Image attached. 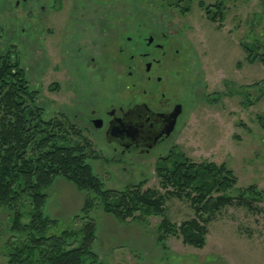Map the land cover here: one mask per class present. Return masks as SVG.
<instances>
[{
	"label": "rangeland",
	"instance_id": "1",
	"mask_svg": "<svg viewBox=\"0 0 264 264\" xmlns=\"http://www.w3.org/2000/svg\"><path fill=\"white\" fill-rule=\"evenodd\" d=\"M7 1L0 0V53L17 58L30 90L37 91L35 104L44 118H62L79 132L72 138L87 145L85 161L104 188L121 190L142 182V189L163 194L167 220L178 226L191 219L190 200L166 195L156 175L158 159L175 146L193 161L224 162L236 178L230 195L249 185L260 193L251 208L224 205L208 214L202 247L184 243L179 234L166 235L159 243L161 216L119 221L96 204L87 216L95 224L91 250L97 264H264V127L257 118L264 115V94L248 107L241 105V95H228L260 81L246 89L254 99L257 88L264 86V65L247 63L240 45L256 44L264 52V0H223L220 27L206 18L199 0H191L184 12L189 0H79L71 29L62 28L68 19L65 5L45 21L37 8L29 13L25 6L16 8ZM105 13L107 21L97 23ZM150 31L169 35L161 74L183 103V112L165 142L146 153L123 152L92 126L90 110L103 108L106 100L108 105L126 98L124 83L133 77L128 71L135 73L128 64L138 66V48ZM44 192L42 213L55 221L47 234L78 231L86 220L84 200L93 193L62 175ZM28 220L24 215L22 223ZM23 237L11 230L10 213L0 208V264H6L7 244Z\"/></svg>",
	"mask_w": 264,
	"mask_h": 264
},
{
	"label": "trees",
	"instance_id": "2",
	"mask_svg": "<svg viewBox=\"0 0 264 264\" xmlns=\"http://www.w3.org/2000/svg\"><path fill=\"white\" fill-rule=\"evenodd\" d=\"M190 3L191 0L183 12L189 10ZM198 6L204 9L209 21L222 25L223 0L208 5L199 0ZM240 45L247 63L258 61L264 65V52L258 45L245 42ZM259 84L260 81L240 86L228 95H241V105L248 107L262 97L264 86L257 88L254 99L246 89ZM36 97L37 91L30 90L17 58L8 52L0 53V208L10 213L11 230L24 234L20 242L7 244L6 264H97V255L91 250L95 224L87 216L96 204L119 221L161 216L159 243L166 235L179 234L184 243L202 247L208 214L224 205L251 208V203L260 199L253 185L237 195L227 192L236 178L224 162L193 161L173 146L155 164L156 175L166 195L189 199L194 208L191 219L175 226L164 217L163 194L156 189H142V182L121 190L104 188L85 161L87 145L72 138L79 132L62 118L45 119L35 104ZM219 97L220 94L212 101ZM257 118L264 127V115ZM56 175H62L78 189L93 193L84 200L81 212L86 220L78 231L65 229L47 234L55 221L42 213L44 190ZM24 215L29 218L26 223H22Z\"/></svg>",
	"mask_w": 264,
	"mask_h": 264
},
{
	"label": "flooded vegetation",
	"instance_id": "3",
	"mask_svg": "<svg viewBox=\"0 0 264 264\" xmlns=\"http://www.w3.org/2000/svg\"><path fill=\"white\" fill-rule=\"evenodd\" d=\"M7 3L16 8L25 6L29 13L35 7L38 9V15L45 18V21L52 14L59 13L65 5L68 8L66 11L68 19H64L62 28L70 27L71 29L70 24L73 21L71 17L79 0H10V3L8 1ZM98 11L101 13L102 10ZM106 14L105 19L98 17L97 23L107 21ZM131 37L126 38L131 40ZM168 38L169 35L164 31L148 32L142 39L143 47L138 48V66L128 64L135 73L132 70L128 71L129 78L133 77L129 79V84L127 81L124 83L127 91L126 98L108 105L106 100L103 108L90 110L92 117L89 120L92 126L102 132L103 140L107 144H112L123 152L146 153L159 146L174 133L182 115L183 103L176 98L173 91L168 90L161 74V69L165 68L163 64H167L165 57L169 52L166 47ZM120 51L124 52L122 48ZM178 51L174 49L175 54ZM134 54L131 53V55ZM133 57L131 56L130 59ZM174 60L173 57L172 62H175ZM171 119L174 121L172 130L166 136L157 139L161 132L164 133ZM95 121L99 122L100 126L97 127Z\"/></svg>",
	"mask_w": 264,
	"mask_h": 264
},
{
	"label": "water",
	"instance_id": "4",
	"mask_svg": "<svg viewBox=\"0 0 264 264\" xmlns=\"http://www.w3.org/2000/svg\"><path fill=\"white\" fill-rule=\"evenodd\" d=\"M173 122H174L173 119H171V122H170V124L168 125V127H166V129L164 130V133L161 132V133L157 136V139H160V137H164V136H166V135L172 130ZM95 125L98 127V126H100V123L97 122V121H95ZM155 142H156V140H155Z\"/></svg>",
	"mask_w": 264,
	"mask_h": 264
}]
</instances>
